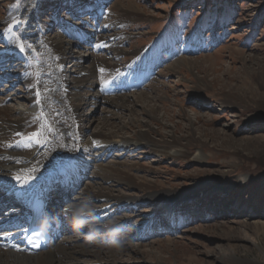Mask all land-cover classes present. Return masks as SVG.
<instances>
[{
  "label": "rangeland",
  "instance_id": "obj_1",
  "mask_svg": "<svg viewBox=\"0 0 264 264\" xmlns=\"http://www.w3.org/2000/svg\"><path fill=\"white\" fill-rule=\"evenodd\" d=\"M32 10L44 27V36L54 39L58 32L74 29L75 34H64L74 43V54L90 52L94 62L95 56L108 57L114 65L112 80L104 82L99 73L90 88L101 98L78 108L86 125L82 140L98 130L129 138L124 149L104 151V158L91 163L78 187L66 195L65 207L89 191L109 196L107 205L103 199H93L97 220L105 223L116 218L129 228L123 250L102 247L74 231L67 233L64 238L79 241L87 250L81 260L87 264L108 260L117 264H264V0H0V75L5 77L0 97L10 95L22 103L29 100L21 88L24 80L41 76L52 80L54 71L43 67V55H50L49 65L59 60L61 81L70 82L73 74H79L76 56L68 50L62 60L56 53L35 48L44 41L43 34L26 41L23 54L18 47L19 52L7 50L6 36L27 23ZM90 20L97 27L95 35L85 26ZM29 35L34 40L35 35ZM95 42L100 44L97 49H88ZM82 60L92 70L94 64ZM185 60L190 64L179 65ZM143 65L145 71L137 73ZM154 66L151 77H142ZM132 73L142 78L131 80ZM55 89H60L59 84L52 91L37 90L48 110L53 104L59 106L58 100L53 103L47 95ZM142 92L155 96L150 101L154 99L165 112L159 122H148L153 130L142 124L144 113L136 112L141 108L136 97ZM61 93L56 91L55 96L60 99ZM113 98L116 103L133 102L130 114L139 121H129L123 108L108 111L107 100ZM4 103L8 110L17 109L9 96ZM35 114L42 116L41 122L26 135L55 133L46 111L37 107ZM67 119L73 123L71 116ZM106 119L117 128L105 129L102 122ZM124 122L129 123L127 128L121 126ZM68 129L62 136L74 143L77 137L72 134L77 132ZM135 132L144 137L141 141L176 137V145L187 144V156L163 155L152 143L133 145L129 140ZM196 150L201 151L200 158L192 157ZM115 167L142 188L95 174ZM65 172L69 180L77 177L68 170L61 175ZM129 197L140 200L133 203Z\"/></svg>",
  "mask_w": 264,
  "mask_h": 264
},
{
  "label": "bare ground",
  "instance_id": "obj_2",
  "mask_svg": "<svg viewBox=\"0 0 264 264\" xmlns=\"http://www.w3.org/2000/svg\"><path fill=\"white\" fill-rule=\"evenodd\" d=\"M29 14V16L26 15L27 23H21L19 25L20 27H17V30L13 35L6 36L7 39L9 38L7 49L8 51L19 52L17 43H23L25 46V50L27 49L26 41L33 42L37 37L43 34L42 38L44 39V41L36 44L35 48L40 47L42 49V52L46 51L52 55L53 53H56V57L61 58L62 60L65 58L67 50L70 53L74 54V49H72L74 43L70 39H66L64 36L65 33H76L74 29L73 32L71 31V28H66L67 30L63 31L62 33L58 32L56 37L54 39H51L48 36H44V27L41 26L37 18L34 16V11H30ZM22 24L24 29H22ZM39 24L41 30L37 28ZM29 25L33 26L35 30L32 29V27H30ZM86 25H89V31L92 32L93 35L98 32L97 27L93 23V20L85 21V26ZM28 30H30L31 32H28ZM29 34L36 36L33 37L34 40L31 39ZM100 37L102 38V36ZM83 41L79 39L80 43H83ZM104 44H106V42ZM98 45L100 44L95 42L92 44V48L88 46V49L94 50ZM109 45L112 44H110L109 42ZM117 50H120V48ZM24 52H22V54ZM74 55L77 59V73L79 74H73V77L71 76L70 82H65L63 80L62 82L60 80V68L58 69L59 60L56 58L57 60L50 63L49 65L48 59L50 55L45 54L43 55V59L46 63H43V67L47 66V69L50 68L54 71L51 81H45L43 79L44 76L38 78L31 77L29 81L24 80L23 83H21L23 85H21V88L22 90H26L27 97L25 98H28L29 95V100L24 103L16 99V97H12L10 95L4 96L5 98L0 97V187H4L15 201V204L9 203L7 205H4L5 202L3 201L4 204L2 205L4 206L0 207L1 217L6 218L8 222L20 219L23 208L21 207V205H19V201L22 202L27 199L32 191H38L40 193L50 195L54 192L52 185V181L55 180L54 178H61V180L64 181L68 180V172H65L61 175V172L63 170H68L73 177L77 176L75 179H72L70 181H78L80 180L81 176L83 177L84 175L88 174V166H90L91 163H94L96 159H103V155H106V153L112 148L122 146L124 149L127 146L123 145L128 141L129 138H126L124 136H114L112 133L115 132L112 131L111 133L108 130L95 131L94 133L86 135L85 141L82 140L85 136L86 125L83 124L82 120H80L79 118L78 108L82 103L88 104L87 102L96 101V98H101V96H96L95 91H91L90 88H93L96 84V78L98 77L99 73H101V77H103L104 82L107 80H112V77H115L113 76V74L115 73V68L113 63L107 60L108 57L101 60L95 56L94 62L93 55L90 52H88V55ZM85 58L89 60L90 64H94L92 70L90 71H88L86 65H83L84 63H87L86 61L83 62L82 60ZM184 63L185 65H189L190 61H180L179 65H183ZM149 71L150 70L148 69L144 73V75L149 73ZM41 73L43 74L42 71ZM117 78H120V74H118ZM115 83L118 84V81ZM56 84H59L60 89L55 90H62L60 99L55 96L56 91L47 93V95L50 97L49 100H52L53 103L58 100L59 106L52 103L53 105L52 107H50L51 110H48L47 106L44 105L42 98H39L40 95H38L37 90L39 91V93L41 89H43V91H46V89H50L52 91L54 90V88H56ZM206 84L208 86V83ZM85 87L89 89L83 90ZM119 87L120 86H117V88ZM123 88L125 87H121V89ZM77 89H80L83 92H78ZM8 96L17 105V109L8 110L7 106L4 105L5 99ZM152 97L153 96L151 94L147 95L146 93L142 92L136 97L135 102L136 104L140 103L141 106L140 111L136 110V112L141 114L144 113L143 118H141L142 124L151 130L153 129L147 125L148 122L150 120L159 122L161 115L164 117L165 114V112L160 111V107L155 103L154 99L151 100L152 102L150 101ZM115 98L107 100V102L111 104V106L109 107L110 109H107L108 111L113 112L112 110L116 108H123L126 113H128L127 117L129 118V121H139L137 117H135L133 114H130L134 110L133 102L120 101L119 103H116ZM157 98H159V96H157ZM49 100L47 99V101ZM37 107L48 113L49 117L54 123L55 133H43L38 137H30L25 134L27 131L31 130V128H34L41 122L40 117L42 116L35 114V110ZM161 112L163 114H161ZM58 113H60L61 115H59ZM68 116H71V118L73 119V123H70V121L67 119ZM196 118L198 119V116ZM142 124L138 127L143 126ZM111 125L108 119L102 122V126L105 129L117 128H114V125ZM127 125H129L128 122H124L123 124H121L123 128H127ZM66 127H69L68 130L71 131L76 130L77 133L72 134L74 137H77V141H74V143L73 141H70V139L62 136L63 133H65L64 129ZM133 129L134 128H132V130ZM17 133H19L20 135H17ZM141 140H144V137L141 134L135 132L133 136H131L129 142L133 145H139L142 143L149 145L154 144L155 148L159 147V149L155 150L162 152L163 155L171 156L172 158H177L178 156L182 155L187 156V149L185 148L187 144L183 147L182 145L180 146L179 143H177L176 145V137H171V139H166L165 137H163V141L161 142H156L154 138L152 139V137H145V141ZM171 142H173V144H171ZM104 146H107V148L104 149ZM198 156L199 158L200 156H202L200 150H196L192 157L195 158ZM54 168H59L61 170L59 171V173H54ZM32 169H34V171L30 172L32 176L31 181H28L26 184H20L17 182V180L15 179L16 175L19 174L23 176L29 174V170ZM78 169L79 173L77 174ZM95 174L96 176L106 181H119L120 179H124L127 186H139V188H142V184L130 177L128 173L121 171L117 167H115V169H109L107 171L99 170ZM87 194H91L92 199H103V201H106V205L109 204V201L111 200L109 196L102 195L99 192L89 191L87 192ZM169 195L170 193L167 194V196ZM113 198L116 199L115 196ZM129 199L133 203H136L138 200H140L139 197H129ZM54 200L55 198L51 197L49 202L50 207H52V204H54ZM171 200L172 199H170V201ZM65 205L66 204H64L63 206ZM101 206L97 209L100 213L99 216L102 215V213L99 211L101 210ZM64 209L65 207H62L55 217L60 218L65 226L71 227L70 223L65 219V216L63 214ZM171 213L172 211H168L166 214ZM97 216L98 215H96V217ZM172 218L173 217L169 218V220H171ZM167 224H169V221L167 222ZM68 238L69 237L64 238L61 243L58 242L49 249L41 251L35 255H28L26 253L18 252L17 250H5L0 248V264H87L80 258L87 252L85 247L81 243H79V241L77 242L73 238ZM150 251L152 252V250ZM105 264L117 263L113 262L112 260H108Z\"/></svg>",
  "mask_w": 264,
  "mask_h": 264
},
{
  "label": "clouds",
  "instance_id": "obj_3",
  "mask_svg": "<svg viewBox=\"0 0 264 264\" xmlns=\"http://www.w3.org/2000/svg\"><path fill=\"white\" fill-rule=\"evenodd\" d=\"M95 212L91 194H85L79 200L70 202L63 210L65 219L76 234H83L86 240L94 241L102 247L123 250L129 228L116 218L101 223ZM48 223L47 218L41 222V232L47 230Z\"/></svg>",
  "mask_w": 264,
  "mask_h": 264
},
{
  "label": "snow or ice",
  "instance_id": "obj_4",
  "mask_svg": "<svg viewBox=\"0 0 264 264\" xmlns=\"http://www.w3.org/2000/svg\"><path fill=\"white\" fill-rule=\"evenodd\" d=\"M9 27H11V25H9ZM22 39V38H21ZM17 47L20 49L21 52L24 51V44L23 43H17ZM17 135H20L19 133H17ZM31 171H34V169L32 170H29V174H26V175H16L15 176V179L17 180L18 183L20 184H26L28 181H31L32 180V176L30 174ZM39 233H36V232H33L31 236L28 237L29 241L31 242L32 246L33 247H39V244L37 242V239L39 238ZM37 238V239H33V238ZM18 251L22 250V249H19L17 248Z\"/></svg>",
  "mask_w": 264,
  "mask_h": 264
}]
</instances>
